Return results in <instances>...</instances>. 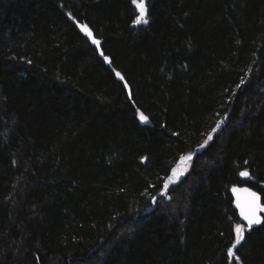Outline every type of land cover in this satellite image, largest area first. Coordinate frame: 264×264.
Instances as JSON below:
<instances>
[{
    "label": "trees",
    "instance_id": "trees-1",
    "mask_svg": "<svg viewBox=\"0 0 264 264\" xmlns=\"http://www.w3.org/2000/svg\"><path fill=\"white\" fill-rule=\"evenodd\" d=\"M237 185L264 205V0H0V264H264Z\"/></svg>",
    "mask_w": 264,
    "mask_h": 264
},
{
    "label": "water",
    "instance_id": "water-1",
    "mask_svg": "<svg viewBox=\"0 0 264 264\" xmlns=\"http://www.w3.org/2000/svg\"><path fill=\"white\" fill-rule=\"evenodd\" d=\"M84 34L88 38H92L98 47L97 40L93 37V34L89 29H86ZM248 176L249 174L247 171L241 173V177L244 179L248 178ZM231 194L234 207L236 208L242 223L246 226V230L249 232L259 226L263 221L262 212L264 211L261 195L245 185L235 186L232 188ZM241 238L242 234L238 236L236 246L240 243Z\"/></svg>",
    "mask_w": 264,
    "mask_h": 264
},
{
    "label": "rangeland",
    "instance_id": "rangeland-1",
    "mask_svg": "<svg viewBox=\"0 0 264 264\" xmlns=\"http://www.w3.org/2000/svg\"><path fill=\"white\" fill-rule=\"evenodd\" d=\"M140 119L142 121H145V118L143 116H140ZM190 166V160L189 158H183L180 163L177 165V167L173 171L172 178L170 179L169 183H176L178 180H180L186 173L187 169Z\"/></svg>",
    "mask_w": 264,
    "mask_h": 264
}]
</instances>
